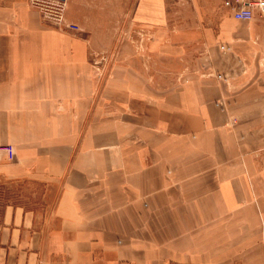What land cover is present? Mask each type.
<instances>
[{
    "label": "crops",
    "instance_id": "0c3cea01",
    "mask_svg": "<svg viewBox=\"0 0 264 264\" xmlns=\"http://www.w3.org/2000/svg\"><path fill=\"white\" fill-rule=\"evenodd\" d=\"M62 16L0 0V184L31 199L2 208L0 264H264V15L65 0Z\"/></svg>",
    "mask_w": 264,
    "mask_h": 264
},
{
    "label": "built area",
    "instance_id": "2783aa9c",
    "mask_svg": "<svg viewBox=\"0 0 264 264\" xmlns=\"http://www.w3.org/2000/svg\"><path fill=\"white\" fill-rule=\"evenodd\" d=\"M32 2L41 9L44 18L56 24L62 22L65 0H32ZM224 4L230 8L236 19L250 20L255 12L261 16L264 15V0H224ZM66 27L79 29L75 24H67ZM0 149L6 152L9 159L14 157V149L11 145L2 146Z\"/></svg>",
    "mask_w": 264,
    "mask_h": 264
},
{
    "label": "rangeland",
    "instance_id": "374dc122",
    "mask_svg": "<svg viewBox=\"0 0 264 264\" xmlns=\"http://www.w3.org/2000/svg\"><path fill=\"white\" fill-rule=\"evenodd\" d=\"M32 190L40 191V187L36 184H27V185H24L23 187V193H27L28 195L30 191ZM28 200L31 201V199L18 196L17 193L6 189L3 184H0V213L6 202H21V201L25 202ZM34 202L36 205L38 206L40 205L38 199H34Z\"/></svg>",
    "mask_w": 264,
    "mask_h": 264
}]
</instances>
